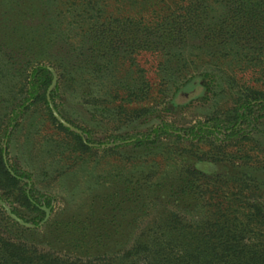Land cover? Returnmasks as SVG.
Listing matches in <instances>:
<instances>
[{
  "label": "rangeland",
  "instance_id": "1",
  "mask_svg": "<svg viewBox=\"0 0 264 264\" xmlns=\"http://www.w3.org/2000/svg\"><path fill=\"white\" fill-rule=\"evenodd\" d=\"M71 2L0 0V146L12 174L27 176L28 192L44 211L37 218L42 233L104 240L108 250L127 232L134 240L153 223L163 209L155 197L169 195L183 175H258L264 185V107H254L246 123L235 122L237 90L222 92L224 81L212 84L209 94L200 86L201 71L214 69L207 55L220 45L206 36L217 13L204 10L198 18L203 33L174 43L186 53L166 61L169 68L200 65L195 81L182 89L191 75L175 84L177 72L164 83L157 59H131L123 41L132 38L139 50L149 39L115 13L112 0L81 15ZM39 67L52 76L45 101L31 94ZM139 67L149 81L144 91ZM255 78L240 83L264 89V78L259 84ZM49 109L88 148H80ZM230 123L240 129L236 134L221 130ZM200 131L212 132L210 138L195 136Z\"/></svg>",
  "mask_w": 264,
  "mask_h": 264
},
{
  "label": "trees",
  "instance_id": "2",
  "mask_svg": "<svg viewBox=\"0 0 264 264\" xmlns=\"http://www.w3.org/2000/svg\"><path fill=\"white\" fill-rule=\"evenodd\" d=\"M112 1L115 13L130 19L128 24H133L142 37L149 39L139 50L133 49L132 38L123 41L132 49L131 59L134 62L140 57L157 59L156 74L164 83L177 72L180 73L175 84L191 75L192 79L182 89L195 81L200 65L184 66L181 71L169 68L166 61L186 53L180 49L178 52L174 43L177 40L183 43L192 33L194 36L203 33L201 27L205 24L198 18L204 10L217 13L212 15L211 22H216L210 24L206 36L212 46L218 40L220 45L207 55L214 60V69L201 71L200 86L209 94L212 84L220 87L224 81L227 85L222 92L226 88L237 90L235 107L231 109L235 122L246 123L254 107H264V89L240 83L250 74L258 84L264 78V0ZM104 2L73 0L69 6L81 15ZM99 11L107 12L103 8ZM139 69L138 78L144 91L149 81L146 69ZM31 78V94L41 95L45 101L51 73L39 67ZM49 114L61 129L74 136L80 148H88L79 135L56 120L50 109ZM230 124L221 130L236 134L240 129L234 131L236 125ZM209 133L212 132L200 131L195 136L209 139ZM13 171L15 175L7 166L0 146V264H264V185L257 180L258 175H183L169 195L155 197V203L159 207L163 205V209L154 216L153 223L143 227L134 240L127 232L124 241L103 250L107 246L104 240H62L59 234L51 236L44 231L43 234L44 229L37 227V218L44 211L35 195L28 192L24 182L27 176ZM170 199L172 207L166 208ZM11 214L33 226L19 223Z\"/></svg>",
  "mask_w": 264,
  "mask_h": 264
},
{
  "label": "water",
  "instance_id": "3",
  "mask_svg": "<svg viewBox=\"0 0 264 264\" xmlns=\"http://www.w3.org/2000/svg\"><path fill=\"white\" fill-rule=\"evenodd\" d=\"M13 217H15L14 215H13ZM18 219V218H17ZM18 220H20V219H18Z\"/></svg>",
  "mask_w": 264,
  "mask_h": 264
}]
</instances>
